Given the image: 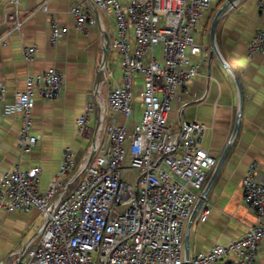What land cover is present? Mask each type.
<instances>
[{
    "label": "built area",
    "instance_id": "built-area-1",
    "mask_svg": "<svg viewBox=\"0 0 264 264\" xmlns=\"http://www.w3.org/2000/svg\"><path fill=\"white\" fill-rule=\"evenodd\" d=\"M94 2L112 12L117 27L111 47L121 55L122 82L108 93L110 111L132 115L139 76L141 117L131 130L111 123L75 187L58 199L64 180L77 168L71 148L64 151L59 174L45 191L40 189L41 167L2 176L0 209L38 211L47 219L39 243L26 247L13 264H186L185 227L217 159L201 146L206 125L182 124L174 131L168 115L173 101L187 93L198 74L193 60L206 50L196 35L213 0ZM257 8L264 13V0ZM41 10L47 12L48 7ZM72 14L79 30L96 25L82 4L75 5ZM69 31L51 22L50 44L58 46ZM248 52L264 56V29L251 40ZM35 53V47L26 49L25 60L31 61ZM63 86L61 74L51 69L28 77L25 89L16 93L13 109L21 113L23 153H30L41 139L32 134L35 98L58 99ZM5 94L0 83V107ZM92 113L87 105L77 121L79 129L87 127ZM257 170L256 163L250 164L241 183L243 203L257 215V223L242 237L200 252L188 264H257L264 242V183L257 179ZM207 217L204 213L201 221Z\"/></svg>",
    "mask_w": 264,
    "mask_h": 264
},
{
    "label": "crops",
    "instance_id": "crops-1",
    "mask_svg": "<svg viewBox=\"0 0 264 264\" xmlns=\"http://www.w3.org/2000/svg\"><path fill=\"white\" fill-rule=\"evenodd\" d=\"M226 1L213 0L205 13L196 41L206 51L193 60L198 74L187 93L173 101L168 115L174 131L182 124L206 125L201 146L217 159L201 192L202 197L209 188L206 198L201 205L200 200L195 205L185 227L184 257L188 259L242 237L248 227L257 223V215L243 203L241 189L250 164L258 165L256 176L264 183V56L251 57L248 52L251 40L264 29V13L257 8L262 0L237 2L234 11L217 27L218 55L212 54L211 24ZM77 4L94 16L96 25L85 30L76 28L72 9ZM44 5L47 12L41 10ZM53 21L70 29L56 47L49 42V25ZM116 34L112 12L98 9L94 0H0V83L6 87L5 102L0 107V179L7 172L41 167L40 189L45 191L59 174L64 151L71 148L77 168L72 177L64 180L58 199L75 187L81 172L103 145L111 123L131 130L140 120L143 104L139 76L135 77L137 101L130 117L113 114L108 105L109 91L122 82L121 55L111 47ZM108 45L103 65V51ZM31 47L36 53L31 61H26L24 51ZM234 65L237 72L227 69ZM51 69L61 74L63 91L55 100L35 98L32 134L41 139L30 153H23L19 148L21 113L13 109L16 93L25 89L28 77ZM87 105L93 107V113L87 127L79 129L77 121ZM237 127L236 138L217 172ZM204 213L208 217L202 222ZM40 216L43 222L35 226ZM44 222L38 211L25 214L0 209V264L6 260L11 263L18 256L12 249L24 234L34 229L31 241L41 236L38 233ZM30 242L22 251L30 247ZM257 264H264V242Z\"/></svg>",
    "mask_w": 264,
    "mask_h": 264
},
{
    "label": "water",
    "instance_id": "water-1",
    "mask_svg": "<svg viewBox=\"0 0 264 264\" xmlns=\"http://www.w3.org/2000/svg\"><path fill=\"white\" fill-rule=\"evenodd\" d=\"M241 0H227L217 11L216 15L214 16V19L212 21V24H211V28H210V36H211V39H212V54L213 53H216L218 55V49L216 47V43H215V35H216V30H217V27L219 25L220 22H222L232 11H234V9L236 8L237 6V2H239ZM109 52V45L107 46V48L103 51V59H102V64L105 65V62H106V55L107 53ZM227 69L231 70L232 71V67L231 66H227ZM104 72H106V69H104ZM241 111H242V104L240 103V107H239V113H238V122L240 123L241 121ZM238 132V127H237V130L231 140V143L227 149V151L225 152V154L222 156V158L220 159L219 161V164H218V167H217V172L219 171V169L221 168L224 160H225V157L227 155V152L228 150L231 148L235 138H236V134ZM208 190L209 188L206 189V191L204 192V194L202 195L200 201H199V204L198 205H201V202L206 198V195L208 193ZM46 221L47 219H45V222L43 224V226L41 227L40 231L38 234H40L45 225H46ZM194 221V215L191 219V222ZM191 227H192V223L189 224V227H188V232H187V246H188V237L190 235V230H191ZM189 262V259L188 257H185V263L188 264Z\"/></svg>",
    "mask_w": 264,
    "mask_h": 264
},
{
    "label": "rangeland",
    "instance_id": "rangeland-1",
    "mask_svg": "<svg viewBox=\"0 0 264 264\" xmlns=\"http://www.w3.org/2000/svg\"><path fill=\"white\" fill-rule=\"evenodd\" d=\"M211 20H212V19H210V17L207 19V22H209V23H208V24H209V25H208L209 28H210ZM232 71H233V72H237V71H238L236 65L232 66ZM42 222H43V218H42L41 216L38 217V218L36 219V221H35V226H36V225H39V226H40V225L42 224ZM34 231H35V230L33 229V231L31 230L29 234H28V233L24 234L23 237H22V239H20V240L18 241L17 245L13 247L12 252H14V254H15V253H18V256H16L15 259L11 260V264L15 263V261L17 260V258L20 257L19 254L22 253V249H23V248L27 245V243L30 242L31 239L34 237V235H35V232H34ZM12 239H13V238H12ZM40 239H41V236H39V237H37L36 239L32 240V241L29 243V244H30V247H34V246H36V245L39 243ZM14 254H13V255H14ZM1 264H8V262H7V260H6V261H3V263H1Z\"/></svg>",
    "mask_w": 264,
    "mask_h": 264
}]
</instances>
